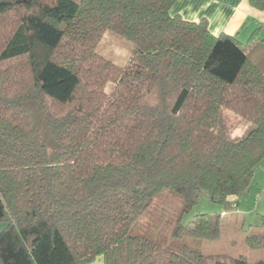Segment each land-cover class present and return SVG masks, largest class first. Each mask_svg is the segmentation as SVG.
Instances as JSON below:
<instances>
[{
    "label": "trees",
    "instance_id": "obj_1",
    "mask_svg": "<svg viewBox=\"0 0 264 264\" xmlns=\"http://www.w3.org/2000/svg\"><path fill=\"white\" fill-rule=\"evenodd\" d=\"M176 1L0 0V264H161L157 242L132 234L160 192L187 210L201 193L234 208L249 190L264 159V39L214 35L172 15ZM107 30L135 44L126 65L97 52ZM225 109L254 127L231 139ZM222 214L178 220L173 236L217 239ZM245 241L264 248V230ZM168 264L264 258L184 244Z\"/></svg>",
    "mask_w": 264,
    "mask_h": 264
},
{
    "label": "rangeland",
    "instance_id": "obj_2",
    "mask_svg": "<svg viewBox=\"0 0 264 264\" xmlns=\"http://www.w3.org/2000/svg\"><path fill=\"white\" fill-rule=\"evenodd\" d=\"M135 47L131 40L107 30L96 50L100 55L124 66L132 57ZM112 87L113 84L109 83L106 90L109 91ZM223 114L230 127V138L233 140L243 138L254 127L252 122L244 120L230 110L225 109ZM241 200L244 202L238 211L237 207L227 209L223 202L201 193L198 202L185 210L181 194L172 189H164L137 221L132 234H144L157 242L155 259L161 264H168L171 252L180 251L184 244L204 254L244 255L254 262L264 258V248H250L245 238L248 234L264 230V159L256 167L253 182L249 190L241 195ZM237 203L238 201L235 202ZM241 208L249 210L248 214L241 212ZM222 212L221 231L217 239L208 240L192 236L176 239L173 236L178 220L187 226L199 214L218 215ZM5 226L6 222L0 223V232Z\"/></svg>",
    "mask_w": 264,
    "mask_h": 264
},
{
    "label": "crops",
    "instance_id": "obj_3",
    "mask_svg": "<svg viewBox=\"0 0 264 264\" xmlns=\"http://www.w3.org/2000/svg\"><path fill=\"white\" fill-rule=\"evenodd\" d=\"M172 15H180L188 21L206 20L214 35L226 33L236 36L244 45L254 37L253 44L264 39V9L253 7L248 0H177L171 8ZM243 195V194H242ZM238 201L237 210L244 201L240 196L232 195ZM247 213L249 210L240 209ZM88 264H104L103 256H98Z\"/></svg>",
    "mask_w": 264,
    "mask_h": 264
},
{
    "label": "water",
    "instance_id": "obj_4",
    "mask_svg": "<svg viewBox=\"0 0 264 264\" xmlns=\"http://www.w3.org/2000/svg\"><path fill=\"white\" fill-rule=\"evenodd\" d=\"M215 200H216V201H220V200H221V197L218 196V197L215 198ZM228 200H229V201H234L235 199H234V198H231V196H229V197H228Z\"/></svg>",
    "mask_w": 264,
    "mask_h": 264
}]
</instances>
